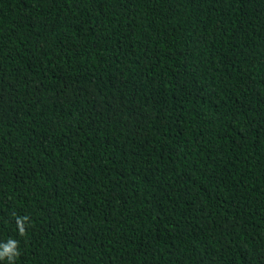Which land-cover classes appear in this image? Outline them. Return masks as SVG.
I'll list each match as a JSON object with an SVG mask.
<instances>
[{
  "label": "trees",
  "instance_id": "obj_1",
  "mask_svg": "<svg viewBox=\"0 0 264 264\" xmlns=\"http://www.w3.org/2000/svg\"><path fill=\"white\" fill-rule=\"evenodd\" d=\"M9 240L0 264H264V0H0Z\"/></svg>",
  "mask_w": 264,
  "mask_h": 264
},
{
  "label": "clouds",
  "instance_id": "obj_2",
  "mask_svg": "<svg viewBox=\"0 0 264 264\" xmlns=\"http://www.w3.org/2000/svg\"><path fill=\"white\" fill-rule=\"evenodd\" d=\"M23 219L27 220L28 218L24 217ZM17 226H18L20 234L23 235L25 229L23 227L22 221L19 218L17 219ZM9 245L11 247H9ZM16 247H17V242L14 240H9L8 243L4 245V252L0 253V259H3L5 256H7V258L11 261L14 256L18 255L17 252L13 253V251H12Z\"/></svg>",
  "mask_w": 264,
  "mask_h": 264
}]
</instances>
